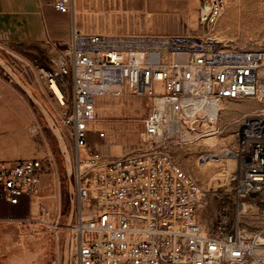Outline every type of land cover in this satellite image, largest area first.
Listing matches in <instances>:
<instances>
[{"label": "built area", "instance_id": "2783aa9c", "mask_svg": "<svg viewBox=\"0 0 264 264\" xmlns=\"http://www.w3.org/2000/svg\"><path fill=\"white\" fill-rule=\"evenodd\" d=\"M197 1L199 23L211 30L229 0ZM54 8L70 17L69 37L45 41L52 51L34 63L65 111L72 141L66 252L74 263L264 264V108L233 123L236 147L222 153L235 159L226 176L235 188L214 196L212 212L169 148L175 137L223 134L227 126H212L228 101L264 104V48H230L211 34H88L73 18V0H55ZM112 87L148 98L151 106L138 147L105 156L90 137L106 138L96 127V100ZM46 161L0 162V202L37 198Z\"/></svg>", "mask_w": 264, "mask_h": 264}, {"label": "rangeland", "instance_id": "374dc122", "mask_svg": "<svg viewBox=\"0 0 264 264\" xmlns=\"http://www.w3.org/2000/svg\"><path fill=\"white\" fill-rule=\"evenodd\" d=\"M198 4L197 0H76L78 12L75 13L77 26L88 34H185L192 37L211 34L230 48H264V0H229L223 16L211 30L200 25ZM51 51V46L46 43L0 44V58L13 74H8L7 69L0 66V77L10 89V103L15 108L22 106L26 109L21 114L29 133V158H46L48 166L44 176V182L48 183L45 191H42L41 185L39 199L27 198L20 207L7 208L9 215L4 219L5 223H0V264H75L66 252L69 235L66 226L71 212V174L74 168L72 141L62 122L65 111L61 110L39 79L34 63ZM15 77L41 97L54 127L49 126ZM150 106L148 98L129 91L105 93L96 100V127L106 132V138L100 141L92 135L90 142L98 141L100 152L105 156L133 151L141 141L143 120ZM224 106L227 110L222 112L219 125L227 126V129L223 134H217L221 139L218 148H207L202 141L209 137L201 138L195 134L172 138L169 145L174 158L198 183L210 212L216 204L215 195L235 188L233 184H227L225 172L227 169L233 173L235 162L224 159L222 168L205 171L200 170L199 163L206 158V154H221L226 149L233 152L236 147L233 123L243 114L264 108V104L256 101H228ZM53 128L60 131L66 151L62 149ZM40 203L47 208L45 217L39 214ZM56 222L62 226L61 229L56 230Z\"/></svg>", "mask_w": 264, "mask_h": 264}, {"label": "crops", "instance_id": "0c3cea01", "mask_svg": "<svg viewBox=\"0 0 264 264\" xmlns=\"http://www.w3.org/2000/svg\"><path fill=\"white\" fill-rule=\"evenodd\" d=\"M54 1L0 0V44L37 45L49 40L67 41L71 20L54 8ZM9 94L8 85L0 77V162L11 164L30 159L31 146L21 114L26 109L15 108ZM37 97L42 101L40 96ZM8 206L0 202V223H5L4 219L9 215Z\"/></svg>", "mask_w": 264, "mask_h": 264}, {"label": "bare ground", "instance_id": "6f19581e", "mask_svg": "<svg viewBox=\"0 0 264 264\" xmlns=\"http://www.w3.org/2000/svg\"><path fill=\"white\" fill-rule=\"evenodd\" d=\"M73 2H74V9H75V10L73 9V18H74V20H75V22L77 24V14L75 13V11L78 12V9H77V5H76V0H73ZM51 57L54 58V59L57 58L55 55H51ZM47 58L48 57H45V58L43 57L42 59H47ZM0 66L3 67V69H7V73L8 74L11 73L9 67L4 63V61L1 58H0ZM15 80L19 84V86L23 89V91L27 94V96L31 99V101L35 104V106L37 107V109L39 110V112L46 118L47 123H49V126L50 127H54L53 120L50 117V115L48 113V110L45 108L43 102L32 92V90L29 87H27L25 84H23L22 82H20V80L17 77H15ZM113 90H120V89H117V88L112 87L111 89H107L106 90V93L112 92ZM224 105L221 107L222 112H224V110H227V107L224 108L225 107ZM256 111H254V112H256ZM96 112H97V107H96ZM254 112H251V113H254ZM220 120H221V117H220ZM220 120L219 121H216L214 123V125L212 126L215 130L218 129V125H219ZM96 126H97V123H96ZM53 130H54V133L57 136V138H58V140H59V142L61 144L62 149L66 151V144L64 142V139L61 136L60 131L58 129H55V128H53ZM233 139H234V137H233ZM220 143H221L220 136H217V135L209 136V138H206V139H204L202 141V144L204 146H206L207 148H210V149H216V148H218V146L220 145ZM228 151H230V150H228ZM224 159H230L229 160L230 162H235V159H234L233 156L230 155V152H228V154L227 153H225V154H223V153H221V154H219V153L218 154H211V155H208V157H206L204 160H202L199 163L200 170L201 171H205L208 168H215V169L222 168L224 166V164H223ZM234 167H236V162L234 164ZM69 172H71V166H69ZM225 172L227 174H230L231 173V171L230 170L228 171L227 169L225 170ZM41 183H43V184H41L42 185V191H45V187H46V185H47L48 182L46 183V182L42 181ZM37 198L39 199V197H37ZM66 227L68 228L67 231L69 233V235H68V238H69L70 237V234H71V228H70L71 227V219H69V224H67Z\"/></svg>", "mask_w": 264, "mask_h": 264}, {"label": "trees", "instance_id": "16d2710c", "mask_svg": "<svg viewBox=\"0 0 264 264\" xmlns=\"http://www.w3.org/2000/svg\"><path fill=\"white\" fill-rule=\"evenodd\" d=\"M26 199L27 198H22L21 201H20V203L18 205H15V206L10 205V206L11 207H20L24 202H26Z\"/></svg>", "mask_w": 264, "mask_h": 264}]
</instances>
